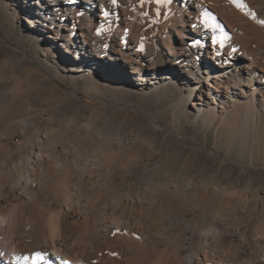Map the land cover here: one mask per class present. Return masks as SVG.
Here are the masks:
<instances>
[{"label": "bare ground", "instance_id": "obj_1", "mask_svg": "<svg viewBox=\"0 0 264 264\" xmlns=\"http://www.w3.org/2000/svg\"><path fill=\"white\" fill-rule=\"evenodd\" d=\"M11 1L27 33H40L58 53L66 79L120 82L147 104H123L126 112L114 111L115 129L105 130L95 123L103 114L63 118L49 106L54 95L41 102L28 93L31 85L41 91L43 70L8 92L3 82L21 79L27 68H0V264H31L23 257L36 252L46 264H264L263 199L184 176L186 166L168 167L151 139L119 128L141 117L160 127L148 105L168 102L171 89L180 92L178 105L198 116L240 107L257 124L264 0H177L170 7ZM204 11L223 33L200 24ZM158 22L175 43L153 39ZM224 34L220 47L214 37ZM22 101L30 103L26 112ZM211 203L219 210H209Z\"/></svg>", "mask_w": 264, "mask_h": 264}, {"label": "rangeland", "instance_id": "obj_2", "mask_svg": "<svg viewBox=\"0 0 264 264\" xmlns=\"http://www.w3.org/2000/svg\"><path fill=\"white\" fill-rule=\"evenodd\" d=\"M14 7L11 0H0V68L14 66L27 69L21 79L9 78L3 82L8 92L17 91L18 84H31V71L37 70L42 74L43 70L46 74L41 75V91L31 85L28 93L34 94L41 102L50 94L54 95L57 101L50 102L49 106L55 107L63 118L89 120L103 114L104 118L95 123L105 130L115 129L114 111L126 112L123 104H147L144 97L122 87L120 82L104 85L86 80L79 74H75L71 80L66 79L57 65L61 61L58 53L40 33H27L24 16ZM166 15V19H170L169 11H166ZM162 24L158 22L153 39L165 44L175 43L164 34L160 28ZM38 52L40 55L36 59ZM179 94V91L171 89L164 94L169 95L168 102L161 100L164 103L160 101L148 105L160 127L156 128L148 119L141 117L137 122L119 124L120 132L133 131L140 137L151 139L154 149L168 167L178 171L186 166L182 172L184 176H198L232 191L256 195L264 201V111L256 108L260 113L257 124L240 107L214 115L211 110L204 109L203 114L198 116L192 108L186 110L178 105ZM18 105L26 112L30 103L22 101ZM176 132L181 133L180 136ZM192 149H197L196 157ZM218 207L217 203L207 206L214 212L219 210ZM260 223H254L256 234L261 230Z\"/></svg>", "mask_w": 264, "mask_h": 264}, {"label": "snow or ice", "instance_id": "obj_3", "mask_svg": "<svg viewBox=\"0 0 264 264\" xmlns=\"http://www.w3.org/2000/svg\"><path fill=\"white\" fill-rule=\"evenodd\" d=\"M141 7H143L145 4L151 2L154 3L156 6L159 7H170L174 2H177V0H139ZM233 2H238V0H233ZM112 5H117V0H111ZM162 13L157 12L156 15H161ZM109 13L107 11L103 12V16L107 18ZM144 15H147V13H144ZM260 23L264 24V21H261ZM200 24L209 31L213 32H221L223 33V29L219 24L215 22V17L212 16V14L208 11H204L201 14V19H200ZM194 28L196 27L195 24L192 25ZM127 31V30H125ZM97 34H100V30L97 31ZM220 45V47L224 46V40L227 39L226 34L223 35V38L220 37H214ZM142 50V49H141ZM235 51V49H233ZM219 54V53H217ZM24 260H29L31 261V264H46L45 261V255L40 252L34 253L31 258L25 256L23 257ZM67 264V262H65Z\"/></svg>", "mask_w": 264, "mask_h": 264}]
</instances>
